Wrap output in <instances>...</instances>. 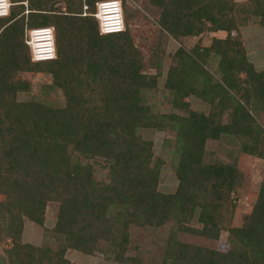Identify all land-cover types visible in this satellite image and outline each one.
<instances>
[{"label": "trees", "instance_id": "trees-1", "mask_svg": "<svg viewBox=\"0 0 264 264\" xmlns=\"http://www.w3.org/2000/svg\"><path fill=\"white\" fill-rule=\"evenodd\" d=\"M98 1L10 0L9 16L0 17V246L10 244L0 259L69 264L65 252L75 249L142 264L127 254L130 226L172 223L160 264H264V173L242 225L227 226L226 201L241 173L235 158L227 163L214 152L206 157L208 140L228 137L238 143V152L264 160V128L257 119L264 115V70L256 69L233 35L235 2L151 0L160 9V30L176 40L227 33L209 46L176 49L163 86L172 109L158 112L149 97L159 74L145 73L126 27L116 34L99 32L93 15ZM251 2L253 16L264 23V0ZM39 26L54 27L53 60L30 59L25 31ZM213 60L216 71L209 67ZM25 72L48 73V88L60 90L64 104L19 100L20 92L30 90L20 77ZM189 96L203 110L190 108ZM141 129L169 136L164 143L172 147L174 192L158 189L165 160L154 154ZM97 167L107 170L102 179L95 177ZM49 202L58 204L51 229L56 248L22 242L24 220L42 225ZM222 230L229 235L225 251L177 238L185 231L216 240Z\"/></svg>", "mask_w": 264, "mask_h": 264}, {"label": "rangeland", "instance_id": "rangeland-1", "mask_svg": "<svg viewBox=\"0 0 264 264\" xmlns=\"http://www.w3.org/2000/svg\"><path fill=\"white\" fill-rule=\"evenodd\" d=\"M235 2V18L237 31L233 32L234 37L242 41L248 59L255 65L257 70H264V23L260 16H253L251 10V0H233ZM124 11L126 29L131 33L135 45L142 53L144 59L145 73H158V88L152 97H149L150 104H153L154 111L169 112L172 108L170 95L164 89V81L167 69L172 65V55L179 47L192 49L194 46L205 47L211 44L212 38L224 39L226 31L207 32L199 36L181 37L176 40L160 30L157 19L160 9L151 3V0H124L121 1ZM237 4V5H236ZM64 10V2L59 4ZM83 11H87L82 7ZM83 15V13H82ZM245 19V21H244ZM159 64L157 68L153 65ZM212 71L217 69V61L213 60L209 65ZM215 74V77H218ZM30 83V90L20 92L19 100L35 98L47 102L54 106L64 104V96L60 90L48 88L52 83L51 76L46 72H25L20 75ZM190 108L203 110L204 104L194 96L185 98ZM226 117H224L225 121ZM258 122L264 128V115L258 116ZM143 137L151 139L153 152L155 155L165 160L161 169V178L158 189L164 193H172L177 186V178L172 167L174 157L169 152L171 146L165 145V138L169 137L164 132L141 129ZM171 137V136H170ZM171 139V138H170ZM238 143L235 140L225 137L221 140L207 141V158H211L210 152H214L216 159L230 163L235 158V165L241 173L240 183L230 193L226 204L229 213L225 220L227 226H241L245 215L252 210L257 198L260 182L263 179L264 160L253 155L238 152ZM234 156V157H233ZM107 170L97 167L95 177L102 179ZM0 199L3 196L0 194ZM58 204L49 202L45 209L44 223L36 224L25 219L23 222L22 242L35 245L49 246L53 249L57 246L56 239L52 236L51 229L56 222ZM192 225L200 227L193 222ZM172 223H167L161 227H139L131 225L129 228V255L137 256L142 264H160L166 239L169 235ZM177 238L181 241L190 242L196 245L211 247L225 251L229 248V235L225 230L220 231L219 238L209 240L204 237L194 235L189 232L180 231ZM10 244L0 246V255L5 256L4 248ZM65 257L69 264H120L107 260L101 253L92 255L84 254L75 249H68ZM0 264H5L0 259Z\"/></svg>", "mask_w": 264, "mask_h": 264}, {"label": "built area", "instance_id": "built-area-1", "mask_svg": "<svg viewBox=\"0 0 264 264\" xmlns=\"http://www.w3.org/2000/svg\"><path fill=\"white\" fill-rule=\"evenodd\" d=\"M10 0H0V17L10 14ZM86 10L87 7L84 6ZM85 11L83 15H85ZM94 17L101 34H116L125 30L121 0H101L95 3ZM25 43L33 62H45L56 58V40L53 26H39L25 31Z\"/></svg>", "mask_w": 264, "mask_h": 264}]
</instances>
